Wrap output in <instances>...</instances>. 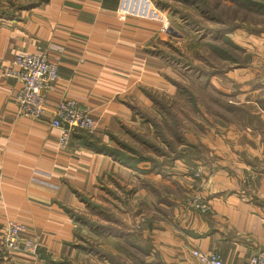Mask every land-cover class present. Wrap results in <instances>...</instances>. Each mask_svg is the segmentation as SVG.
Here are the masks:
<instances>
[{
    "label": "crops",
    "instance_id": "obj_1",
    "mask_svg": "<svg viewBox=\"0 0 264 264\" xmlns=\"http://www.w3.org/2000/svg\"><path fill=\"white\" fill-rule=\"evenodd\" d=\"M140 1L0 0V234L14 221L40 243L37 258L0 251V264H199L193 248L246 264L264 250V0ZM212 28H233L224 35L242 51L241 63L211 78L229 96L224 122L203 114V131L187 137L194 148L170 162L128 167L97 151L144 147L136 135L152 137L153 128L133 101L152 108L146 91L176 94L182 72L165 48L212 42ZM40 51L58 78L44 113L20 118L18 83L2 67L15 53ZM61 96L95 121L72 131L65 148L50 125ZM193 195L210 210L188 206ZM87 199L101 208L90 212ZM71 211L122 232L89 228Z\"/></svg>",
    "mask_w": 264,
    "mask_h": 264
},
{
    "label": "trees",
    "instance_id": "obj_2",
    "mask_svg": "<svg viewBox=\"0 0 264 264\" xmlns=\"http://www.w3.org/2000/svg\"><path fill=\"white\" fill-rule=\"evenodd\" d=\"M241 4L247 6L250 3L249 1H242ZM216 15L218 17V13ZM232 29L233 28L210 29L211 32L216 35V39L205 44L195 43L194 47L192 48L193 50L189 51V53L187 54V59H189L188 61H186V64L184 63L186 66L180 63L183 62L182 59H180L181 56L176 55L174 52L177 47H172L169 44L168 48L170 50L167 52L165 51L166 54L164 55L166 61L177 66L182 72L183 76L184 73L182 70L187 68L188 79H191L192 82L196 81L197 85H201L206 92L216 95H226L219 89V87L215 86L211 82V78L213 76L222 74L228 68L242 62L241 49L233 44L224 35L225 31H230ZM195 30L198 31L202 29ZM190 44L193 43L190 42ZM194 58H196V61H194ZM173 82L177 90L176 94L174 95H159L158 93L146 91L147 96L152 102V109L155 110L156 114H148L147 112L143 111V121H148L153 128L152 137H147L145 135H143L142 137L140 135H136L137 138H139L143 143V153L139 150V148H134L128 144H122L121 150L105 146L95 147V149L99 152L108 154L119 163L128 167H134L137 163L142 161H149L152 163V165H155L156 163L161 164L164 161L170 162L173 159L178 158L179 156L181 157L183 155H186L189 149L194 148V145L190 144L187 138L185 139L181 121L176 113L174 111H171V109L172 107H174V104L180 101V95H186V101H188L192 105V108L196 112V100L193 96V93H190V91H188L189 94L187 93L186 88H184L180 80H174ZM189 88L190 87L188 86V90ZM221 107L223 108V105H221ZM223 110H225V108H223ZM223 113L224 111L220 112V116L216 118L221 120V116L223 115ZM217 119L214 121L219 124ZM194 127L203 129V125L201 122L197 124L194 123ZM86 201L91 207V209L89 210L90 212L92 210V207L96 206L99 209L101 208L88 199ZM71 214L76 221L87 225L89 228H93L95 230L100 229V231L105 234H120L122 232L121 229L123 228V226L121 224L113 225L109 222L106 224L99 223V221L92 220L90 217H88L86 213L81 214L71 211ZM103 214L104 218H106L107 220L110 219V214H108L107 212H103ZM111 218H113L112 215ZM55 264L70 263L67 261H56Z\"/></svg>",
    "mask_w": 264,
    "mask_h": 264
},
{
    "label": "built area",
    "instance_id": "obj_3",
    "mask_svg": "<svg viewBox=\"0 0 264 264\" xmlns=\"http://www.w3.org/2000/svg\"><path fill=\"white\" fill-rule=\"evenodd\" d=\"M122 2L124 5L130 4V7H138L141 1L122 0ZM149 14L157 15L155 12ZM2 75L18 83L15 94L17 117L29 120L40 117L46 108L47 95L58 78L57 63L49 60L42 51L15 53L11 61L2 67ZM50 125L58 131L59 147L65 148L69 144L72 131H91L95 128V121L87 106L80 107L74 99L61 96L53 108ZM199 175V169L192 174L194 177H199ZM187 205L203 213L210 210L208 201L198 195L189 197ZM24 232L23 225L8 221L0 234V250L7 253L37 256L40 243L25 236ZM191 255L199 264H224L215 251L207 252L193 248ZM246 264H264V250L252 254Z\"/></svg>",
    "mask_w": 264,
    "mask_h": 264
},
{
    "label": "rangeland",
    "instance_id": "obj_4",
    "mask_svg": "<svg viewBox=\"0 0 264 264\" xmlns=\"http://www.w3.org/2000/svg\"><path fill=\"white\" fill-rule=\"evenodd\" d=\"M177 47V46H175ZM194 47V44H188L186 42H182L176 50H174L175 54L178 56H181L180 59H182L183 62H180L182 65L186 64V61H188V53L189 51H192ZM170 49L165 48V51H169ZM172 52V51H170ZM185 63V64H184ZM188 63V62H187ZM186 66V65H185ZM184 73V76L182 74V79L180 78V82L186 88L187 93H193V96L196 100V112L192 108V105L186 101V95H180V101L174 104V107H172L171 111H174L176 115L179 117L183 129V134L185 139L190 135L191 133L194 135H199L203 130L198 127H194L193 120L198 119L199 122L202 123L203 121V114L205 118H209L210 121L216 120L218 116H220V112H223V108L221 105H226L229 100L228 95H216L213 93L206 92L201 85H197V82H192L191 79H188L187 76V68L182 70ZM193 80V79H192ZM188 86L190 87L188 90ZM211 89V88H210ZM159 94V93H158ZM160 95V94H159ZM161 95H167L171 96L170 94L163 93ZM178 96V95H177ZM133 111L137 112L141 117L143 116V111L147 112L148 114H156L155 110L152 108H148L146 105L139 101H133ZM206 107V108H205ZM206 115V116H205ZM202 118V119H199ZM207 118V120H208ZM216 118V119H215ZM219 123H223V119L219 120L217 119ZM205 123V120H204ZM203 125V124H202ZM143 137V135H142ZM139 150L143 153V148H139ZM143 223V217H140L139 220L134 224V227L136 229H140L142 227ZM139 226V227H137ZM2 251L5 255L7 254L6 251ZM15 254V253H14ZM37 258L38 256H34Z\"/></svg>",
    "mask_w": 264,
    "mask_h": 264
}]
</instances>
